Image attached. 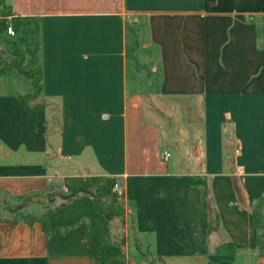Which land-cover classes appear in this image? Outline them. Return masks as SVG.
Wrapping results in <instances>:
<instances>
[{
  "label": "crops",
  "instance_id": "crops-1",
  "mask_svg": "<svg viewBox=\"0 0 264 264\" xmlns=\"http://www.w3.org/2000/svg\"><path fill=\"white\" fill-rule=\"evenodd\" d=\"M5 1L41 108L21 100L31 80L0 73V192L113 176L150 264H264V0ZM129 21L148 79L128 63ZM8 220L0 264H97L88 232L100 251L113 239L86 196L47 216L60 233ZM137 246L126 264H145Z\"/></svg>",
  "mask_w": 264,
  "mask_h": 264
},
{
  "label": "trees",
  "instance_id": "trees-1",
  "mask_svg": "<svg viewBox=\"0 0 264 264\" xmlns=\"http://www.w3.org/2000/svg\"><path fill=\"white\" fill-rule=\"evenodd\" d=\"M10 15V6L7 5L5 0H0V35H7L6 28L8 26V17ZM10 44L13 48L15 60L11 64L8 63L0 67V73H3L5 71H15L23 75L27 79L31 80L32 92L22 96L21 100L23 101L25 107L28 110H38L41 108V106H35L34 108L29 109L26 106V102L29 100H33L40 93V71L39 69L24 70L22 68V54L16 48L13 42H10ZM189 181L191 184H202L204 186V183L202 181L196 180L195 178L190 177ZM117 184L118 180L113 176L65 177L63 179V186L65 190L62 192H58L55 195H48V203H52L54 201V198L57 197L61 200L58 205L46 209V211L39 217H35L32 215H23L21 218H15L12 220L9 219L8 221L11 223L22 221L28 225H32L35 222H39L41 224L43 232L46 235L60 233V228H55L54 230L50 228L47 216L52 211L61 208L80 197L86 196L92 199L95 211L101 216H103V218L107 222L112 223V220L114 219H119L121 222H123V203L125 199L120 187V192L114 189ZM204 196H206V190ZM254 224L256 228H260V226L257 225V219H255ZM90 235L91 231H89L87 234V242L89 245L90 254L97 264H126V256L124 251L126 242L123 238H120L119 240L112 239L107 248L105 250L100 251L91 245Z\"/></svg>",
  "mask_w": 264,
  "mask_h": 264
},
{
  "label": "rangeland",
  "instance_id": "rangeland-1",
  "mask_svg": "<svg viewBox=\"0 0 264 264\" xmlns=\"http://www.w3.org/2000/svg\"><path fill=\"white\" fill-rule=\"evenodd\" d=\"M127 45H126V53L128 58V63L130 66L131 71L135 73V76H144L146 79L150 76V66L146 63H143L139 58H137L135 54V48H134V32H136V27L129 21L127 25ZM11 39L8 38L6 35H0V67L11 64L15 60V56L13 54V48L10 44ZM132 72V73H133ZM18 78L24 77L18 75ZM145 79V85L147 86L149 81L146 82ZM153 85V84H152ZM154 87V85H153ZM37 97V96H36ZM35 97V98H36ZM34 98V99H35ZM163 120H166V118H162ZM165 127H168L167 125L163 124L161 125V135L162 138H166L169 136V132L172 129L166 130ZM178 131H181V129H178ZM170 150V157L172 154L171 159H176V153L172 146H167ZM102 176V175H98ZM115 190L120 192L119 190V181L118 184L114 187ZM64 186H57L55 189H51L45 193L42 194H31L27 196L22 197H15V196H9L8 194H5L4 192H0V220L2 219H17L21 218L23 215H32L35 217L41 216L46 209L52 208L56 205H58L61 200L57 197L54 198V201L52 203H48V195H55L58 192L64 191ZM124 213H123V222H121L119 219L112 220L111 223V233L113 235V240L120 238H123L127 244V242H137L138 247L140 251H142L141 259L145 262V264H150L151 262V256L150 251L148 247V240H144L141 237H137L135 230L132 224L131 216L127 212V207L125 204V201L123 203ZM137 240V241H136ZM125 244V247H126ZM136 246V244H135ZM124 247V251H125ZM132 244L130 245V251L133 252Z\"/></svg>",
  "mask_w": 264,
  "mask_h": 264
},
{
  "label": "built area",
  "instance_id": "built-area-1",
  "mask_svg": "<svg viewBox=\"0 0 264 264\" xmlns=\"http://www.w3.org/2000/svg\"><path fill=\"white\" fill-rule=\"evenodd\" d=\"M6 34L9 36H12L14 34L13 30L9 25L6 28ZM169 157H170V153L167 150L161 152V159L163 161H166Z\"/></svg>",
  "mask_w": 264,
  "mask_h": 264
}]
</instances>
